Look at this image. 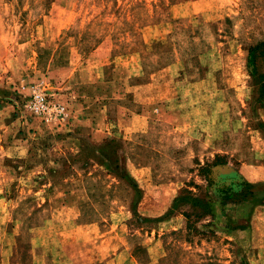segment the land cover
Segmentation results:
<instances>
[{"label": "rangeland", "instance_id": "1", "mask_svg": "<svg viewBox=\"0 0 264 264\" xmlns=\"http://www.w3.org/2000/svg\"><path fill=\"white\" fill-rule=\"evenodd\" d=\"M263 38L264 0H0V264H264Z\"/></svg>", "mask_w": 264, "mask_h": 264}, {"label": "trees", "instance_id": "2", "mask_svg": "<svg viewBox=\"0 0 264 264\" xmlns=\"http://www.w3.org/2000/svg\"><path fill=\"white\" fill-rule=\"evenodd\" d=\"M247 51L250 62L253 65V76L256 78L254 93L257 96L256 98L261 100L264 98V69L261 71L259 67L262 66L264 68V38L257 43L249 45ZM195 186L199 187L198 185ZM183 206L190 207V210L182 211V214L186 218L188 236H206L207 234L213 235L215 233L212 229L207 228L208 224L200 225L199 223L213 212L212 203L207 196L193 192L187 187H182L176 196L173 197L168 212H173Z\"/></svg>", "mask_w": 264, "mask_h": 264}, {"label": "built area", "instance_id": "3", "mask_svg": "<svg viewBox=\"0 0 264 264\" xmlns=\"http://www.w3.org/2000/svg\"><path fill=\"white\" fill-rule=\"evenodd\" d=\"M29 108L36 114L47 115L53 109L47 100L43 90L32 87L30 99L28 101Z\"/></svg>", "mask_w": 264, "mask_h": 264}, {"label": "water", "instance_id": "4", "mask_svg": "<svg viewBox=\"0 0 264 264\" xmlns=\"http://www.w3.org/2000/svg\"><path fill=\"white\" fill-rule=\"evenodd\" d=\"M216 170H217L216 171L217 173H226L229 171V169H227L226 167H223V166H217Z\"/></svg>", "mask_w": 264, "mask_h": 264}]
</instances>
